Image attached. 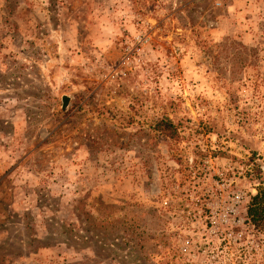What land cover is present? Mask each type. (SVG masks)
<instances>
[{"label":"rangeland","instance_id":"obj_1","mask_svg":"<svg viewBox=\"0 0 264 264\" xmlns=\"http://www.w3.org/2000/svg\"><path fill=\"white\" fill-rule=\"evenodd\" d=\"M259 183L264 0H0V264H264Z\"/></svg>","mask_w":264,"mask_h":264},{"label":"trees","instance_id":"obj_2","mask_svg":"<svg viewBox=\"0 0 264 264\" xmlns=\"http://www.w3.org/2000/svg\"><path fill=\"white\" fill-rule=\"evenodd\" d=\"M176 128L170 119L161 116L151 123V129L166 138L176 136ZM255 193L249 197L245 215L249 225L256 231L264 234V187L259 183Z\"/></svg>","mask_w":264,"mask_h":264},{"label":"water","instance_id":"obj_3","mask_svg":"<svg viewBox=\"0 0 264 264\" xmlns=\"http://www.w3.org/2000/svg\"><path fill=\"white\" fill-rule=\"evenodd\" d=\"M67 101H68V100H67L66 97H62V98H61L60 111H64V110H65V107H66Z\"/></svg>","mask_w":264,"mask_h":264}]
</instances>
